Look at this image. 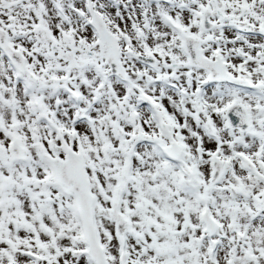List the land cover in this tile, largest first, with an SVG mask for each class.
Returning a JSON list of instances; mask_svg holds the SVG:
<instances>
[{"label":"snow or ice","instance_id":"snow-or-ice-1","mask_svg":"<svg viewBox=\"0 0 264 264\" xmlns=\"http://www.w3.org/2000/svg\"><path fill=\"white\" fill-rule=\"evenodd\" d=\"M0 264H264V0H0Z\"/></svg>","mask_w":264,"mask_h":264}]
</instances>
